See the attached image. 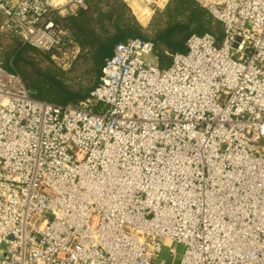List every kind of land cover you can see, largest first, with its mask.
Listing matches in <instances>:
<instances>
[{"label": "built area", "instance_id": "obj_1", "mask_svg": "<svg viewBox=\"0 0 264 264\" xmlns=\"http://www.w3.org/2000/svg\"><path fill=\"white\" fill-rule=\"evenodd\" d=\"M196 1L220 41L191 34L165 68L119 43L79 105L0 65V264H173L166 240L178 264H264V0ZM84 7L0 0V32L53 52Z\"/></svg>", "mask_w": 264, "mask_h": 264}, {"label": "trees", "instance_id": "obj_2", "mask_svg": "<svg viewBox=\"0 0 264 264\" xmlns=\"http://www.w3.org/2000/svg\"><path fill=\"white\" fill-rule=\"evenodd\" d=\"M164 13V28L158 31L156 38L121 33L118 12L106 10L102 0H85V7L78 8L75 13L56 15L59 30H66V37H72L80 46L79 59L91 56L97 63L95 73L61 70L50 60L51 53L23 44L8 32H0V65L18 74L34 97L79 105L99 83L101 67L119 43L134 38L153 42L158 67L165 68L172 54L186 51L185 42L191 34L210 33L219 41L223 38L222 23L196 0H168ZM110 23L119 34H112Z\"/></svg>", "mask_w": 264, "mask_h": 264}, {"label": "rangeland", "instance_id": "obj_3", "mask_svg": "<svg viewBox=\"0 0 264 264\" xmlns=\"http://www.w3.org/2000/svg\"><path fill=\"white\" fill-rule=\"evenodd\" d=\"M119 1L120 3H117L116 0H102V4L106 7V10L114 9L115 12H118L119 15L117 14V16L121 19L119 20L121 22V33L129 34V36L138 35L146 38H156L158 31L164 28V22L166 20L164 10L166 5L163 8L154 10L153 14H150V11L146 13L132 6V4L128 5L125 0ZM147 19L149 20L145 22ZM109 25H111L110 28L112 29L113 35L120 33L117 32L115 26L112 23ZM66 35V30H61V45L59 49H56L53 52L44 51L51 53L50 60L53 61L55 65L61 70H84V72L88 74L95 73L97 63L94 61V59L91 56L79 59V55L82 53L80 46L75 40H73L72 37H66ZM76 60L78 61L75 64ZM148 61L155 63L156 59L152 55L148 57ZM164 244L167 246H164L162 249L159 255V260H164L170 263V259L166 251L168 246H170L174 248L176 253L173 264H178L181 254L183 253L184 246L181 244H176L170 240H166Z\"/></svg>", "mask_w": 264, "mask_h": 264}, {"label": "crops", "instance_id": "obj_4", "mask_svg": "<svg viewBox=\"0 0 264 264\" xmlns=\"http://www.w3.org/2000/svg\"><path fill=\"white\" fill-rule=\"evenodd\" d=\"M136 2H133V5L136 7V8H139V9H142L143 8V2L144 0H135Z\"/></svg>", "mask_w": 264, "mask_h": 264}]
</instances>
